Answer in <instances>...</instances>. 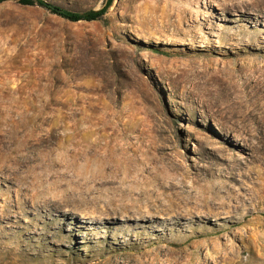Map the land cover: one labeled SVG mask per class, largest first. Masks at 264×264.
<instances>
[{
	"label": "rangeland",
	"instance_id": "obj_1",
	"mask_svg": "<svg viewBox=\"0 0 264 264\" xmlns=\"http://www.w3.org/2000/svg\"><path fill=\"white\" fill-rule=\"evenodd\" d=\"M0 264H264V0L1 4Z\"/></svg>",
	"mask_w": 264,
	"mask_h": 264
},
{
	"label": "bare ground",
	"instance_id": "obj_2",
	"mask_svg": "<svg viewBox=\"0 0 264 264\" xmlns=\"http://www.w3.org/2000/svg\"><path fill=\"white\" fill-rule=\"evenodd\" d=\"M143 181V180H142ZM162 181V180H161ZM159 184V183H158ZM164 184V183H163ZM162 184H160V186H161ZM163 187V186H162ZM158 188V187H157ZM216 189V188H215ZM166 190H168V189H166ZM202 193V192H201ZM215 193H216V191H214L213 190V192H210V194L209 195H213V196H210V198H211V200L212 199H217V196H215ZM126 194V193H125ZM141 194H143L144 196H153V194H154V192L153 191H151V190H149L148 189V187L147 188H145V190H142L141 191ZM161 194L162 193H159V194H157V196H161ZM138 195V194H137ZM142 195V196H143ZM209 195H207V196H209ZM126 196H129V195H126ZM131 196V195H130ZM140 196V195H139ZM121 198V197H120ZM137 198V197H136ZM159 198H161V197H159ZM168 198V197H167ZM139 199V198H138ZM206 197H203L202 198V203L203 204H195L196 205V208L194 207L193 208V206H191L190 208H189V211H190V213H199V214H202L205 210H209V207H204V205L206 204L207 205V201H206ZM161 201H162V199H160ZM157 201H158V199H157ZM114 201H111L107 206H106V210H104V211H102V215H113V216H122V217H124L125 219H130V217L131 218H133V219H138V220H140V221H142V220H145V218H152L153 220H155V218H156V216H152V214L150 213V211H144L141 207H138V208H134L133 210H129L128 208H126V207H124V206H122V208H120V209H116L115 207H113V206H111L112 204H114L113 203ZM175 203V202H174ZM172 201H171V199H169L168 198V203H167V205H169V206H167V207H170V211H174V212H172L173 214L174 213H176V215H174V217L175 218H181V215H182V210H183V206H181V205H179V204H174ZM210 203V202H209ZM124 204V203H123ZM146 204V203H145ZM161 205L163 204V203H160ZM191 204V203H190ZM126 205H129V204H126ZM120 206V205H119ZM153 206H156L155 204L153 205ZM158 206H159V204H158ZM173 206H175V209L173 208H171V207H173ZM160 207V206H159ZM211 207V206H210ZM151 209H152V207H150ZM214 208V207H213ZM165 209V208H164ZM215 209V208H214ZM154 210H155V208H154ZM158 210V209H157ZM167 210V209H166ZM129 211H131V212H129ZM159 211V210H158ZM152 212V211H151ZM130 213H132V215H130ZM105 218V217H104ZM153 224H157V222L156 221H154L153 222Z\"/></svg>",
	"mask_w": 264,
	"mask_h": 264
},
{
	"label": "trees",
	"instance_id": "obj_3",
	"mask_svg": "<svg viewBox=\"0 0 264 264\" xmlns=\"http://www.w3.org/2000/svg\"><path fill=\"white\" fill-rule=\"evenodd\" d=\"M11 1L17 2L23 6H38L67 21L77 23L82 21L95 22L103 20L116 0H105V3L102 8L85 12L70 11L45 0H0V5Z\"/></svg>",
	"mask_w": 264,
	"mask_h": 264
}]
</instances>
